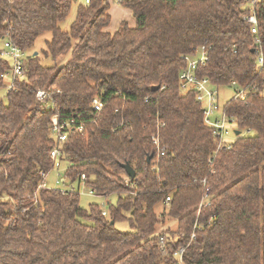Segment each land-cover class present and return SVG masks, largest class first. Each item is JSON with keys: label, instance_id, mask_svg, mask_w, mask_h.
<instances>
[{"label": "trees", "instance_id": "16d2710c", "mask_svg": "<svg viewBox=\"0 0 264 264\" xmlns=\"http://www.w3.org/2000/svg\"><path fill=\"white\" fill-rule=\"evenodd\" d=\"M74 2L0 0V38L26 55L8 90L12 59L0 51V264H264V0H121L135 24L113 32L107 0L78 3L62 27ZM45 32L52 65L30 50ZM201 46L197 77L245 93L223 105L240 131L229 147L204 125L195 93L180 90L183 56ZM54 116L72 122L65 181L38 188L53 165ZM82 173L115 203L80 206Z\"/></svg>", "mask_w": 264, "mask_h": 264}, {"label": "built area", "instance_id": "2783aa9c", "mask_svg": "<svg viewBox=\"0 0 264 264\" xmlns=\"http://www.w3.org/2000/svg\"><path fill=\"white\" fill-rule=\"evenodd\" d=\"M80 4H89L90 0H75ZM113 1V0H107ZM118 4L121 0H114ZM245 19L251 24V31L256 32V18L253 14L245 16ZM2 55L10 57L12 59L11 70L4 73L2 78L8 82V90L11 88V79L12 77H23L25 64H26V55L18 47L13 45L10 40L6 39L4 42V50ZM183 59L187 62L186 67L179 74V86L182 92L193 91L195 93L196 100L201 105L203 123L206 127L212 130V133L217 140L218 147L221 145H226L229 147L231 140L228 139L230 134H234L235 124L225 115L223 107L220 109L218 105V90L217 87L212 86L209 83L207 78H198L195 71L198 66L201 65L206 60V54L204 47L201 46L200 49H197V52L194 56L186 55L183 56ZM258 62H262V58H258ZM235 89L234 95L243 99L245 93L244 90L238 87L233 81L231 85ZM6 88V89H7ZM36 97L39 100L45 98V92L43 90H38L36 92ZM103 107V102L100 97L96 96L92 99V109L96 112L101 111ZM56 116H54V124L51 127V136L55 139V144L50 147L49 157L52 160V167L49 171L54 170L57 172L56 183H62L65 181L63 171L65 170V163L62 159V143L67 138V131L65 129L70 128L72 122H64L62 124H57L55 121ZM83 125H79L78 130H81ZM153 143L157 146V155H163V149L159 147L158 138L156 136L152 137ZM64 163V166H63ZM41 172L42 180L38 184V188H52L57 189L56 187H50L47 184L46 176L48 172ZM60 174L62 176H60ZM88 177L85 174H81L80 183L78 189H85L89 194L94 195V190L90 189L86 182ZM63 188V187H62ZM170 201V196L165 198V202ZM105 212L103 211V214ZM193 236V235H192Z\"/></svg>", "mask_w": 264, "mask_h": 264}, {"label": "rangeland", "instance_id": "374dc122", "mask_svg": "<svg viewBox=\"0 0 264 264\" xmlns=\"http://www.w3.org/2000/svg\"><path fill=\"white\" fill-rule=\"evenodd\" d=\"M110 2H111V5H110L111 9L109 10V12L112 15V19L110 20L109 26H112L115 24V22H116L115 19L118 15V13L115 12V8L118 6L121 8H124V7L120 6V4H118L115 1H110ZM77 4H78V1L74 2L72 4V8H71V11H70L68 17L66 18V20H64V22L60 23V25L62 27H68L71 24V22L74 20ZM129 18H130V21L131 22L133 21L135 24L133 16L130 15ZM50 37H51L50 32H45V33L41 34L40 36H38L36 38L34 46L30 49V50H33L34 52H38L40 54V62L43 65H52L53 64L51 59L49 57H44L43 53H42V49L46 48L45 40L50 39ZM5 41H6V39L0 38V51L4 50V42ZM5 57L8 59L7 55H5ZM217 90H218V105H219V108L221 109L223 107V105L225 104V102L227 100H229L234 95L235 89L232 86H219V87H217ZM261 93L264 95V89L262 90ZM233 138H234L233 134H230L228 136V139L231 141L233 140ZM63 166H64V163H63ZM60 176H62V175L60 174ZM58 177L59 176H57L56 171H54V170L49 171L47 176H46L47 184L50 187L58 186L59 188H62V183H56L55 182ZM78 190H79V205L82 207H85V208H88V205L91 203H97L102 207V209L105 210V209H108L107 203H115V201H116V195L101 197V196L91 195L83 188L78 189ZM159 206L160 205L156 206V211L158 210ZM115 226L117 229L122 230V231L128 230V224L126 221H118L115 223ZM163 227L164 228L165 227L175 228L176 227V220H174L172 218L166 219L165 225Z\"/></svg>", "mask_w": 264, "mask_h": 264}, {"label": "crops", "instance_id": "0c3cea01", "mask_svg": "<svg viewBox=\"0 0 264 264\" xmlns=\"http://www.w3.org/2000/svg\"><path fill=\"white\" fill-rule=\"evenodd\" d=\"M116 7V6H115ZM110 9H111V6H110ZM109 9V10H110ZM109 12V11H108ZM115 12L116 13H118V15H117V17H116V19H115V24L114 25H112V26H109L108 25V27L106 28V30L107 31H110V32H113V31H115L117 28H118V25H119V23L122 21V20H125V21H127L128 22V24L130 25V26H134L133 24H134V22L132 21H130V15H132V13H131V11L128 9V8H121V7H116L115 8ZM109 14H110V16H111V19H112V15H111V13L109 12ZM64 28H67V27H64Z\"/></svg>", "mask_w": 264, "mask_h": 264}, {"label": "water", "instance_id": "95a60500", "mask_svg": "<svg viewBox=\"0 0 264 264\" xmlns=\"http://www.w3.org/2000/svg\"><path fill=\"white\" fill-rule=\"evenodd\" d=\"M36 53L37 52H34V54H36ZM239 133H240L239 130H236V129L234 130V134L235 135H238ZM150 158H151V156L147 157V161H149ZM123 167L126 170V173L128 174V176H130V177H133L134 176L135 172H134V170H133L132 167H130L128 164H124Z\"/></svg>", "mask_w": 264, "mask_h": 264}]
</instances>
